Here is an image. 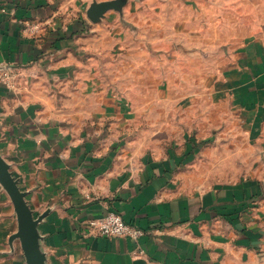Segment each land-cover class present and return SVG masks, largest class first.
<instances>
[{"label": "crops", "instance_id": "crops-1", "mask_svg": "<svg viewBox=\"0 0 264 264\" xmlns=\"http://www.w3.org/2000/svg\"><path fill=\"white\" fill-rule=\"evenodd\" d=\"M81 1L0 0V155L42 217L43 264H264V0H196L211 19L173 39L77 19ZM158 40L187 78L170 81L171 49L156 73ZM109 212L145 236H97ZM18 230L0 183V264H28Z\"/></svg>", "mask_w": 264, "mask_h": 264}, {"label": "rangeland", "instance_id": "rangeland-1", "mask_svg": "<svg viewBox=\"0 0 264 264\" xmlns=\"http://www.w3.org/2000/svg\"><path fill=\"white\" fill-rule=\"evenodd\" d=\"M103 1H112V0H94V2H103ZM183 1L186 2L187 8L179 7L178 2ZM201 1V0H198ZM205 2V0H203ZM142 3H150L151 6L141 5ZM209 3H203V13L198 12L195 9L196 0H126V4L122 7V11L110 10L106 13L105 17L103 18L106 20L105 23L110 25L112 31L115 30V25L121 24L120 18L126 19L127 21H133L137 25V33L139 34H153L155 36H159L162 34H166L168 29H170L171 36L173 39V33L178 35L179 32L182 31V19L184 16L187 18V25L188 28L194 27L196 28L195 21L200 18L202 15V19H211L210 13H212L211 8L209 7ZM91 4L84 3L81 1L78 5L79 11L75 16L77 19H86L89 20L87 17V10L89 9ZM153 5V6H152ZM134 7V8H132ZM148 9H147V8ZM71 10L74 11V7H71ZM90 21V20H89ZM103 21V20H102ZM91 22V21H90ZM189 24L191 26H189ZM153 27H155L153 29ZM210 29V27L208 28ZM127 33H133L131 29H127ZM176 42H163L162 40L155 41L149 45V49L151 50L152 56H154L155 61V71L158 75H161V71L163 70V62L167 61L168 50L171 49V55L175 57H171V69H170V81L172 83H176L184 78L186 74V78L189 75V67L184 65L183 58L180 55L176 54ZM123 49L125 46H122ZM175 53V54H174ZM202 63L205 67H209L211 63L210 57L202 58ZM159 65V68L156 66ZM193 67V66H192ZM204 67V68H205ZM163 75V74H162ZM204 81H208V77L204 75ZM190 82H194L196 78L194 77V72L190 67V79H185ZM188 91H193L192 89H188ZM175 92H178L176 90ZM252 159L251 162L248 164V171L249 172H257L259 168L258 158L259 155H251ZM241 158V157H240ZM257 160V161H255ZM242 161V159H241ZM241 162L239 169H226V168H217L213 170L212 173L218 174L220 177L227 178L231 180V178H237L241 175L243 176L247 171L244 170L241 166H243ZM222 165V164H221ZM223 166V165H222ZM244 167V166H243ZM247 169L246 167H244Z\"/></svg>", "mask_w": 264, "mask_h": 264}, {"label": "water", "instance_id": "water-1", "mask_svg": "<svg viewBox=\"0 0 264 264\" xmlns=\"http://www.w3.org/2000/svg\"><path fill=\"white\" fill-rule=\"evenodd\" d=\"M126 0H112L94 2L87 10L88 19L94 23H101L106 13L110 10L122 11ZM0 183L8 192L14 204L18 217V233L16 238L20 239L22 249L28 264H43L40 251V235L38 225L42 217L35 218L26 201V193L22 192L18 181L13 177L10 167L0 155Z\"/></svg>", "mask_w": 264, "mask_h": 264}, {"label": "built area", "instance_id": "built-area-1", "mask_svg": "<svg viewBox=\"0 0 264 264\" xmlns=\"http://www.w3.org/2000/svg\"><path fill=\"white\" fill-rule=\"evenodd\" d=\"M10 76L8 72L0 73V82H5ZM89 224L100 237H118L138 242L146 234L145 230L126 222L116 212H109L100 218L92 219Z\"/></svg>", "mask_w": 264, "mask_h": 264}]
</instances>
